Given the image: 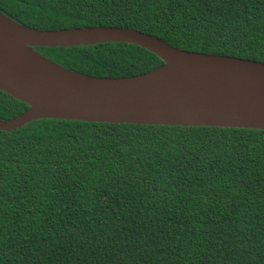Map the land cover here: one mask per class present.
I'll return each mask as SVG.
<instances>
[{"label": "trees", "instance_id": "obj_1", "mask_svg": "<svg viewBox=\"0 0 264 264\" xmlns=\"http://www.w3.org/2000/svg\"><path fill=\"white\" fill-rule=\"evenodd\" d=\"M0 12L264 61V0H0ZM35 49L93 76L164 62L126 42ZM28 107L0 89L1 119ZM0 264H264V130L59 118L0 130Z\"/></svg>", "mask_w": 264, "mask_h": 264}, {"label": "water", "instance_id": "obj_2", "mask_svg": "<svg viewBox=\"0 0 264 264\" xmlns=\"http://www.w3.org/2000/svg\"><path fill=\"white\" fill-rule=\"evenodd\" d=\"M127 42L164 62L111 77L69 69L35 47ZM0 89L29 107L0 130L39 118L264 130V61L189 51L135 28L100 25L40 29L0 12Z\"/></svg>", "mask_w": 264, "mask_h": 264}, {"label": "bare ground", "instance_id": "obj_3", "mask_svg": "<svg viewBox=\"0 0 264 264\" xmlns=\"http://www.w3.org/2000/svg\"><path fill=\"white\" fill-rule=\"evenodd\" d=\"M127 43V42H126Z\"/></svg>", "mask_w": 264, "mask_h": 264}]
</instances>
